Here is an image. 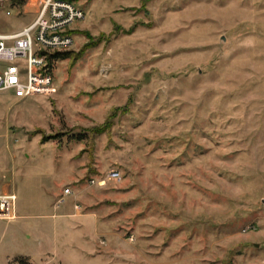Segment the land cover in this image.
I'll use <instances>...</instances> for the list:
<instances>
[{"label": "rangeland", "instance_id": "1", "mask_svg": "<svg viewBox=\"0 0 264 264\" xmlns=\"http://www.w3.org/2000/svg\"><path fill=\"white\" fill-rule=\"evenodd\" d=\"M73 2L54 93L0 92V264H264V0Z\"/></svg>", "mask_w": 264, "mask_h": 264}, {"label": "built area", "instance_id": "2", "mask_svg": "<svg viewBox=\"0 0 264 264\" xmlns=\"http://www.w3.org/2000/svg\"><path fill=\"white\" fill-rule=\"evenodd\" d=\"M3 8L4 1L0 0V12ZM85 17V11L73 1L40 0L34 22L13 33L0 32V92L13 94L18 99L54 93L48 56L71 48L75 24ZM118 178L116 172L109 177L110 180ZM65 193L70 194V189ZM16 199L14 193L0 194V219H15ZM79 208L77 205L76 209Z\"/></svg>", "mask_w": 264, "mask_h": 264}, {"label": "trees", "instance_id": "3", "mask_svg": "<svg viewBox=\"0 0 264 264\" xmlns=\"http://www.w3.org/2000/svg\"><path fill=\"white\" fill-rule=\"evenodd\" d=\"M70 1H73V0H70ZM26 2H27V0H12L10 7L12 9L23 8L24 5L26 4ZM71 53H72L71 51H56V52L50 53L48 56V61H49L50 67H52L53 63L59 59L69 58ZM82 135L83 134H79V135H76L74 137L78 140L82 137ZM19 261L21 262V264H32L27 257L19 258Z\"/></svg>", "mask_w": 264, "mask_h": 264}, {"label": "crops", "instance_id": "4", "mask_svg": "<svg viewBox=\"0 0 264 264\" xmlns=\"http://www.w3.org/2000/svg\"><path fill=\"white\" fill-rule=\"evenodd\" d=\"M40 7V1L39 4H37L36 0H27L26 4L24 5V11L25 13H37Z\"/></svg>", "mask_w": 264, "mask_h": 264}]
</instances>
